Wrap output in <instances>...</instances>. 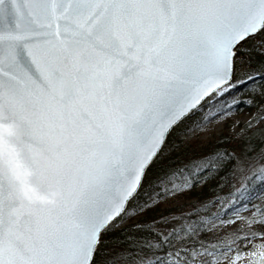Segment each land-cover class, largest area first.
Returning a JSON list of instances; mask_svg holds the SVG:
<instances>
[{
    "label": "snow or ice",
    "instance_id": "6c2138e0",
    "mask_svg": "<svg viewBox=\"0 0 264 264\" xmlns=\"http://www.w3.org/2000/svg\"><path fill=\"white\" fill-rule=\"evenodd\" d=\"M0 264H264V0H0Z\"/></svg>",
    "mask_w": 264,
    "mask_h": 264
},
{
    "label": "rangeland",
    "instance_id": "374dc122",
    "mask_svg": "<svg viewBox=\"0 0 264 264\" xmlns=\"http://www.w3.org/2000/svg\"><path fill=\"white\" fill-rule=\"evenodd\" d=\"M246 113H239V114H234L233 115V118H240V119H243L245 117ZM223 130L227 131L228 130V127L227 125H224L223 126Z\"/></svg>",
    "mask_w": 264,
    "mask_h": 264
},
{
    "label": "trees",
    "instance_id": "16d2710c",
    "mask_svg": "<svg viewBox=\"0 0 264 264\" xmlns=\"http://www.w3.org/2000/svg\"><path fill=\"white\" fill-rule=\"evenodd\" d=\"M190 198V197H189Z\"/></svg>",
    "mask_w": 264,
    "mask_h": 264
}]
</instances>
